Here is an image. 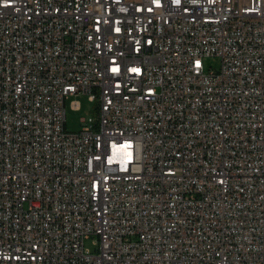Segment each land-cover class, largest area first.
<instances>
[{"label":"built area","instance_id":"obj_1","mask_svg":"<svg viewBox=\"0 0 264 264\" xmlns=\"http://www.w3.org/2000/svg\"><path fill=\"white\" fill-rule=\"evenodd\" d=\"M0 264H264V0H0Z\"/></svg>","mask_w":264,"mask_h":264},{"label":"rangeland","instance_id":"obj_2","mask_svg":"<svg viewBox=\"0 0 264 264\" xmlns=\"http://www.w3.org/2000/svg\"><path fill=\"white\" fill-rule=\"evenodd\" d=\"M206 69H218L220 66L219 59L215 57H209L204 59ZM72 102H78L79 109H73L71 107ZM95 102L88 99L87 95L79 94L69 96L65 102V129L69 132H76L81 128V119L97 118V112L95 109ZM85 247L92 252L97 251V246L94 244V238L90 237L84 241Z\"/></svg>","mask_w":264,"mask_h":264},{"label":"snow or ice","instance_id":"obj_3","mask_svg":"<svg viewBox=\"0 0 264 264\" xmlns=\"http://www.w3.org/2000/svg\"><path fill=\"white\" fill-rule=\"evenodd\" d=\"M116 69H114V71H115ZM133 71H139V69H133ZM129 144L131 143V142H128ZM128 159H131V156L129 155L128 156Z\"/></svg>","mask_w":264,"mask_h":264}]
</instances>
